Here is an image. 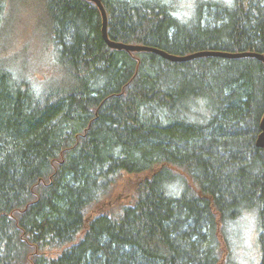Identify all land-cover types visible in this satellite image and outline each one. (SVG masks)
Here are the masks:
<instances>
[{
	"label": "trees",
	"instance_id": "1",
	"mask_svg": "<svg viewBox=\"0 0 264 264\" xmlns=\"http://www.w3.org/2000/svg\"><path fill=\"white\" fill-rule=\"evenodd\" d=\"M101 3L116 42L264 55V0ZM21 11L55 59L43 84L5 53ZM263 113L256 57L111 48L90 0H0V264H228L251 209L264 264Z\"/></svg>",
	"mask_w": 264,
	"mask_h": 264
},
{
	"label": "rangeland",
	"instance_id": "2",
	"mask_svg": "<svg viewBox=\"0 0 264 264\" xmlns=\"http://www.w3.org/2000/svg\"><path fill=\"white\" fill-rule=\"evenodd\" d=\"M19 14L12 30L11 42L5 53L12 61L16 59L17 64L26 66L30 73L28 76L30 81L36 84L44 83L55 73V59L52 56L51 47L44 44L45 35L43 30L37 31L34 18L28 17L25 11ZM134 178V176H124L123 180L118 181L112 193V196H117V201L111 202L110 197L103 200V209H115L118 204H125L127 202L125 200L133 190L131 181L134 182ZM97 211L100 209L96 205L90 210L91 214ZM259 232V216L255 209L245 211L226 227V235L230 241L234 258L228 264L260 263ZM228 256L230 252L226 255Z\"/></svg>",
	"mask_w": 264,
	"mask_h": 264
},
{
	"label": "water",
	"instance_id": "3",
	"mask_svg": "<svg viewBox=\"0 0 264 264\" xmlns=\"http://www.w3.org/2000/svg\"><path fill=\"white\" fill-rule=\"evenodd\" d=\"M90 1L96 4V6L98 7L101 13V35L104 41L106 42V44L111 48L124 49L126 51H150V52H154L160 55L161 57L165 59L176 61V62H182V61H186V60L201 57V56H218V57H225V58L251 56V57H256L257 59L261 60L264 65V55L258 52H253V51L225 52V51H219V50H202V51H196V52H192V53L185 54V55H175V54H170L161 49H157V48L147 46V45L129 44V43L116 42V41L110 40L107 34V15L103 8L101 0H90ZM259 128H260V133L257 137L256 145L264 148V113L261 118Z\"/></svg>",
	"mask_w": 264,
	"mask_h": 264
}]
</instances>
